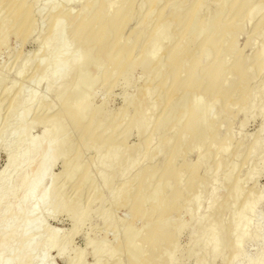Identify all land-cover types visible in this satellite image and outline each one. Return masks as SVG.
<instances>
[{
  "label": "bare ground",
  "instance_id": "1",
  "mask_svg": "<svg viewBox=\"0 0 264 264\" xmlns=\"http://www.w3.org/2000/svg\"><path fill=\"white\" fill-rule=\"evenodd\" d=\"M74 1L0 0V48L38 32L36 50L16 54L15 77L0 67L8 96L0 100V207L22 189L0 213V264H52L51 250L65 264H86L85 249L71 242L94 201L114 237L89 240L91 264H174L182 248L194 264H264V247L252 256L244 248L262 244L253 220L264 191L254 195L241 180L245 167L248 180L264 167V0H80L76 11ZM138 69L146 84L104 116L92 85L129 86ZM41 84L53 101L32 89L24 95ZM252 114L261 124L247 142L232 131ZM231 148L240 160L221 171L237 159ZM59 159L63 168L52 173ZM118 206L127 216L115 215ZM61 212L72 222L65 233L46 225Z\"/></svg>",
  "mask_w": 264,
  "mask_h": 264
},
{
  "label": "rangeland",
  "instance_id": "2",
  "mask_svg": "<svg viewBox=\"0 0 264 264\" xmlns=\"http://www.w3.org/2000/svg\"><path fill=\"white\" fill-rule=\"evenodd\" d=\"M80 2H81L80 0H75L74 2L71 3V5H69V7L72 10L76 11L78 9L79 5H80ZM42 15L43 16L47 15V10H44L42 12ZM252 22L253 21H251L249 23V25H250L249 28L253 24ZM171 31H173V28H171ZM37 35H38V32L34 33L31 36L32 38L31 37L28 38L27 40L23 41V43L21 42V40L19 38L15 37V36H10L7 39V42L5 43V45H3L0 48V67H2L3 65H7V67L9 66V68L12 67L10 69V72H9V70H7L9 72L8 73L9 75L7 77L8 80H10L11 78L15 77L14 74H13L14 70H12V69H13V64L15 62V56H18L16 54L21 53L19 55H22V54H28V53L30 54L31 52L33 53L36 50V48L38 47V42L35 39V37H37ZM168 38H169V36L168 37L166 36V38L164 39L165 41L163 40L164 44L168 43V41H169ZM167 39H168V41H167ZM245 39H246V36H241L240 39H239V42L242 44V43H244ZM260 40H261V37L257 38L255 41H256V43H259ZM68 48H69L70 52H73L75 54H80L81 53L80 51H77L76 48L73 45H71ZM247 51L250 52L251 48L247 49ZM161 53H162V51H160V54H156L155 56L157 58H159L160 56H158V55H161ZM157 58H155V60ZM86 68L89 69V68H91V66H89L87 64L85 67H83L82 68L83 70L81 69L83 71V72L81 71L82 75L89 71ZM32 71H34V68L33 69L31 68V70L28 72V74H31ZM10 74H12V75H10ZM134 77L135 78H133L132 83L129 86H124L122 83L115 84L114 86L109 87V88H107V87H105V86H103L102 84H99V83H97V85L95 83H94V85H92L93 87L96 88L95 97L97 99L94 97V102L96 104H100V105L103 106L104 116H106V117L113 116L123 106V104H124V99H123L124 95L133 94L134 92L139 90L144 84H146V80L144 78V71L143 70L138 69L136 71V74H135ZM262 78H264V77H262ZM18 82H20V81L18 80L17 83ZM131 86H132V89H133L132 91H131ZM31 89L35 90L37 92V95H40V94L41 95L42 94L45 95V93H46V91H44L45 90L44 85L41 84V85H38V87L37 86H35V87L34 86H26V89L24 91V95L25 96L30 95V93L32 91ZM46 94H47L46 95L47 96V98H46L47 101L48 102L53 101V99H54V96H52L53 94H51V93L50 94L46 93ZM186 96H185V99H186ZM189 98H190V96L188 97L187 100H189ZM1 99H3L4 102H6L7 99H8V96H6L5 93H0V100ZM4 109L6 110V108H4ZM179 109L180 108H178V110ZM5 110L4 111L2 110L3 114L5 113ZM55 111H57V107L52 109V112H55ZM240 119H244L242 114L238 115V120H240ZM260 124H261L260 116L252 114L251 116L249 115L247 117V119L245 118V121H244L243 125H241V126L240 125H236L233 128L232 132H233L234 136H236L237 138H240V137L244 136V137H246V141L247 142H251L253 140V138H254V135H256V133L258 132ZM41 130H42L41 126L32 127V129L30 130V134L32 136L37 137V136L40 135ZM223 131H225V129H223ZM138 140H139V136L136 135L135 131H133L128 137V143L131 144V145L136 144L138 142ZM91 151H92V153H91ZM93 154H94L93 150L86 151V154L84 155V159H86V157H87V159L91 158L93 156ZM230 154L231 155L235 154V156H236L235 149L231 148ZM194 157H195V153H192L191 154V158H194ZM237 159L235 158V160H231L232 164H230L231 161L226 162L225 165H227V163H228L229 167H228V165L227 166L223 165L222 168H221V171L223 169L225 170L226 168H233L236 165V163L238 164V162L240 160V157L239 158L237 157ZM61 161L62 160L59 159L57 162H55L53 164L52 169H51L52 173L56 174V173H58V172H60L62 170L63 165H62ZM233 161H234V163H233ZM5 163H6L5 152L0 150V170L5 165ZM233 164H235V165L233 166ZM247 170L248 169H246V167H245L242 170V172H241V175H242L241 178H244V179H241V180L243 181V185H244L245 189L248 190L249 188H251L250 186L252 185L253 189H254V192H255L254 195H256V193L259 190H263L264 191V167L260 170V172L257 175V178L255 180H248V177L246 176L247 175ZM234 174H236V171L234 172ZM231 180H229L228 182L227 181L223 182V184L221 182H219L218 183L219 186L222 184L220 186V189H223V190L224 189L225 190L229 189L232 186V183H233V181H231ZM230 182H232V183H230ZM66 187H67L68 192H69L70 195L75 194V191H74L73 187L70 186V183H67ZM20 191L22 192V189H20V190H18L16 192L17 193L16 196H14L13 198L7 200L6 203H3V205L0 207V213L3 211V208H5V205H7L8 203H12L13 202L12 205L17 204L16 202H18L17 201L18 198H20V196L22 195V193ZM263 201H264V197H263ZM228 202L229 201H227V203ZM98 206H99V203L97 201L92 202V204L90 205V208H91V211L93 210L94 213H92L90 215L89 219H87L86 221L83 222V224L80 226L78 231L74 234V236L72 238V242H71V246L73 247V249L74 248L78 249V250L75 249L76 251L85 249L84 251L86 253V256H85L86 264H91L93 262V260H94L93 259V255L91 254V252H89L90 251V246H88L89 240L100 239L101 237H104V235L105 236L107 235V238L110 239V240L114 237L113 232L111 234V231L108 232L107 229H103V228H105L103 220L95 212V209H97ZM111 207H112L111 204L107 203V208H111ZM236 208H238V206ZM257 209H258V213H260V214L257 215V212H256V217H255L256 219L254 218L255 220H253V221H254V223L256 221V224L260 223L261 228L264 230V205H262V204L259 205L257 207ZM114 211L116 213L115 215H117L119 218H122V217L124 218L128 214L127 213V209L124 208V207L122 208L121 206L120 207L118 206V208H115ZM258 216L259 217L262 216V217H260L259 221L257 220ZM71 224H72L71 219L69 218V216L67 214H65L63 212L58 213L55 216H52V217H50V218H48L46 220V225L49 226V228L57 229L61 233L67 232L69 230V228L71 227ZM193 229L194 228L192 227V225H189V226H187L186 228H184L181 231L180 243L182 244V246H184V247L186 246V244H187V242L189 240L190 234H191ZM105 230L107 232H105ZM262 239H263L262 242H261L262 244L258 243V246H257V244L255 245V243L252 242V241L251 242L250 241L246 242L247 245H245V247H244L246 249L245 253L249 254V256L250 255L252 256V254H255V251L257 252L258 249H260L261 247H264L263 246L264 245V236L262 237ZM225 253H227V255H228V251L227 250L225 251ZM49 258L52 261V264H65V258H60V256L57 255L55 250H51L50 251ZM174 264H194V262H193V260L191 258H189L186 255V251L182 248V249H180L178 251ZM215 264H222V261L221 260H217L215 262Z\"/></svg>",
  "mask_w": 264,
  "mask_h": 264
}]
</instances>
